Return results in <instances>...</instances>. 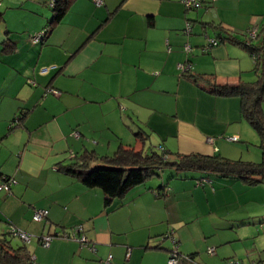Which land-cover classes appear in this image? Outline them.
<instances>
[{
	"label": "crops",
	"instance_id": "obj_1",
	"mask_svg": "<svg viewBox=\"0 0 264 264\" xmlns=\"http://www.w3.org/2000/svg\"><path fill=\"white\" fill-rule=\"evenodd\" d=\"M50 1L0 0V184L8 176L17 180L10 193L0 192V246L2 238L19 239L10 235L15 226L31 235L29 243L19 240L36 264H103L110 254L113 264H167L173 232L178 264H264V183L172 172L105 207L100 189L62 170L85 150L112 155L120 145L146 150L148 141L168 156L260 161L248 147L254 133L240 99L210 93L179 64L219 85L254 81V59L234 40L203 48L205 35L227 36L217 26L244 41L264 22V0H204L195 13L182 0H103L102 6L72 0L53 25ZM20 113L21 124L11 130ZM139 130L147 135L144 145L135 137ZM204 177L211 182L199 185ZM37 209L49 211L41 222L33 220ZM196 225L204 231H190ZM44 235H54L49 247L40 242ZM83 235L88 245L73 238ZM201 235L213 237L214 253L203 255Z\"/></svg>",
	"mask_w": 264,
	"mask_h": 264
},
{
	"label": "trees",
	"instance_id": "obj_2",
	"mask_svg": "<svg viewBox=\"0 0 264 264\" xmlns=\"http://www.w3.org/2000/svg\"><path fill=\"white\" fill-rule=\"evenodd\" d=\"M71 1H55L52 7L55 13L52 25L64 16ZM200 2L201 5L199 7L203 6L204 0ZM50 28L48 27L46 31L48 32V29L50 31ZM213 29L221 30L227 35L215 38L219 44L226 39L234 40L236 44H239L249 52L254 59L253 72L256 79L251 82H240L237 85H219L212 76L199 77L191 74V69L184 71L183 75L188 74L187 76L194 83H198L202 88H207L214 95L219 97H238L240 99L242 118L247 121L259 136L260 144L258 147L261 150V161L234 160L224 157L220 153H214L213 155L177 153V158L171 161L165 152H158L153 149L145 150L144 147L137 150L134 146L125 145H120L112 155L101 156L95 150H85L79 155H74V161L63 165L62 170L79 180L86 187L100 189L104 194L105 207L111 206L116 198H122L133 187L147 182L153 176H158V173L165 168H170L177 172L200 171L217 174L223 178H239L249 186L264 183V22L258 28V34L255 39L245 34L246 39L241 42L236 40L235 34L228 30L219 29V26L213 27ZM200 79H203L205 84L201 83ZM23 118L24 113L18 114L13 119L10 129L12 130L18 124H21ZM135 137L143 145L147 140V135L141 130L135 132ZM0 264L36 263L25 245L15 248L10 242L2 238Z\"/></svg>",
	"mask_w": 264,
	"mask_h": 264
},
{
	"label": "built area",
	"instance_id": "obj_3",
	"mask_svg": "<svg viewBox=\"0 0 264 264\" xmlns=\"http://www.w3.org/2000/svg\"><path fill=\"white\" fill-rule=\"evenodd\" d=\"M56 0H51L50 1V5L51 7L54 6V3H55ZM95 5L96 6H102L104 4V1L103 0H93ZM201 0H182V3L183 5L188 8V9H191V8H197L199 7L201 4L200 2ZM187 33L189 34L191 32V24L190 23H187ZM258 27H255L251 30L248 31V35L250 38L252 39H255L257 37V34H258ZM47 31L46 29L39 32L38 34H36L34 37H33V43L35 44H38L41 42V40L45 37ZM219 45V42L217 39L215 38H208V44L203 48L204 51H208L210 50L212 47H215ZM184 50L189 52L191 50V46L189 44H186L184 46ZM179 69L183 70V71H187V70H190L191 69V64H179ZM53 94L55 95H59L60 92L55 90V89H51L50 90ZM73 136H75L76 138H78L80 136V133L79 131H74L73 133ZM229 141H232V142H236L238 141V137L237 136H232L230 138H228ZM208 142H212L211 139H208ZM211 182V179L207 178V177H204V178H200L199 179V185H205L206 183H210ZM17 183V180L14 178V177H4L3 178V181L1 182L0 184V192H6V193H10L11 192V188L13 185H15ZM49 211L47 209H37L35 210L34 214H33V220L36 221V222H41L43 221L44 219L47 218V215H48ZM78 231H81L82 229L81 228H77ZM10 234L14 237H18L21 241H23L24 243H29L30 240H31V235L29 233H26L22 230H20L19 228L15 227V226H12L11 229H10ZM56 236H60L59 234H56ZM62 237L64 238H68V234H62L61 235ZM168 238H170L172 240V243H173V248L171 249V252H170V256H169V259H168V262L167 264H178V261H179V256H180V253H179V243L177 241V239H175V237L173 236V232H170L168 235ZM54 238V235H44L40 238V242L42 244L43 247H49L51 241L53 240ZM74 239L80 241L82 244H85V245H88L89 244V240L86 238L85 235L79 237V238H76V237H73ZM90 249L91 250H95V245L94 244H91L90 245ZM209 253H214V248H210L208 250ZM130 255V253H128V256ZM112 259H113V256L110 254L108 256V258L103 262V264H113L112 263ZM228 264H257L255 261H249V262H244L242 260H239V259H230L228 261Z\"/></svg>",
	"mask_w": 264,
	"mask_h": 264
},
{
	"label": "rangeland",
	"instance_id": "obj_4",
	"mask_svg": "<svg viewBox=\"0 0 264 264\" xmlns=\"http://www.w3.org/2000/svg\"><path fill=\"white\" fill-rule=\"evenodd\" d=\"M199 11L198 12H203V10H205V9H203V8H200V9H198ZM208 10H211V8H208ZM208 10H206V11H208ZM190 12L191 13H195L196 11H195V9L193 10V9H190ZM204 13H206V12H204ZM206 18H209V16H206ZM206 36V39H208V36L207 35H205ZM242 37H244V36H242ZM254 42H256V41H254ZM256 79V76H255V78H254V80ZM263 108H264V104H263ZM252 133H254V138H253V140L250 142V144L248 145V147H249V149H250V153H254V155H259V156H261V150H260V148L258 147V145L260 144V139H259V136H258V134H257V132H255V130H252ZM242 142V141H241ZM239 143L240 145H243L244 143ZM139 143H141L140 141H139ZM152 144L150 143V141H148V144H147V146H146V150H148V149H150L151 148V150L153 149L152 147H150ZM153 146V145H152ZM139 149H142V148H139ZM154 150V149H153ZM114 152V151H113ZM169 160H171V161H174L176 158H177V155L174 153V154H170L169 156ZM259 158H261V157H259ZM245 161V160H244ZM261 161V160H260ZM260 161H258V162H260ZM252 162H256V161H252ZM175 173V174H182V175H184V174H192V175H195V176H197V174H198V172H188V171H185V172H177V171H173V170H171L170 168H165L163 171H160L158 174V176H153V178L152 179H149L148 181H147V183L148 182H150V181H152V180H158V179H160L161 178V176H163V175H166V177H167V179H171V173ZM195 178H198V177H195ZM191 228H193L192 230H190V231H204V230H202L198 225H196V226H192ZM245 229H247L246 227H241V228H239V230H237V231H245ZM260 231H264V229H263V225H260ZM11 235V234H10ZM12 236V235H11ZM170 239V238H169ZM9 241H10V244L13 246V247H19V246H21L22 245V243H21V241L19 240V239H17V238H12V237H9ZM170 241H172V240H170ZM211 242H213V237H209V238H206V237H204V235H201V237L198 239V243H199V245L200 246H202L201 248L202 249H204V251H203V255H206L208 252V249L209 248H211L212 247V245H209ZM172 245V248H173V244H171ZM204 257V256H203ZM200 259H201V256L199 257ZM247 260H248V258H246ZM180 262H181V258H180ZM245 262H249V260L248 261H245ZM228 264V263H227Z\"/></svg>",
	"mask_w": 264,
	"mask_h": 264
}]
</instances>
